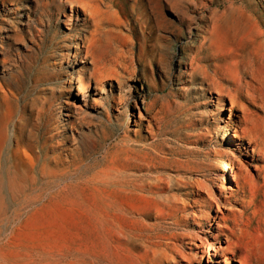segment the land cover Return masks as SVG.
Masks as SVG:
<instances>
[{"label": "rangeland", "instance_id": "374dc122", "mask_svg": "<svg viewBox=\"0 0 264 264\" xmlns=\"http://www.w3.org/2000/svg\"><path fill=\"white\" fill-rule=\"evenodd\" d=\"M46 2L49 5L42 8L39 0H0V89L8 96L5 103L0 99V119L8 136L2 170L14 161L20 133H32L30 141L39 156V164L29 168L19 191L3 196L0 264L99 263L107 247V229L121 227L124 233H136L140 226L133 215L123 220L108 208L114 200L107 196L104 184L107 167L126 149L152 156L154 149L164 150L167 155L161 157H167L173 170H185L184 184L176 182L162 194L161 199L167 202L185 199L186 183L194 182L196 191L197 181L204 186L201 197L205 199H241L242 191L230 194L222 188L220 164L223 155L229 153L228 183L237 189L234 174L240 172L242 163L245 180L242 178L240 185L247 191L251 210L264 223V159L257 151L251 154L248 139L241 141L244 148L240 151L230 145L238 135V119L256 123L264 131V0H143L137 13L142 15L140 23L149 36L147 40L157 43V47L143 55L135 75L124 74L120 79L119 86L125 87L121 95L133 86L131 100L139 108L129 107V127L128 109L121 119L116 118L121 95L115 81L107 83L101 95L94 96L91 91L80 109L63 112V118L58 119V107L68 103L71 91L72 66L62 56L68 51L69 37L74 38L85 25L75 19L64 24L58 14L61 4ZM233 10L241 13L245 26L241 34L228 39V48L238 56L234 61L238 77L258 88L257 102L239 101L242 92L233 85L235 74H230L231 80L222 76L225 69L220 55L225 48H220L214 27ZM160 22L168 24L166 31L149 29ZM256 24H260L262 36L253 43H241L239 39ZM73 83L71 97L78 98L76 79ZM228 91L236 103L232 104ZM93 98L102 106L95 107ZM33 105L41 110L39 119L32 118ZM150 118L151 134L146 120ZM159 159L155 158L156 162ZM45 163L49 167L43 171ZM157 164L164 167L160 161ZM166 180L168 173L159 169L152 175L142 174L138 182L149 186ZM123 204L135 211L147 205L137 197L124 198ZM215 209L210 212L204 206L210 216L215 215ZM197 221L202 225L195 226L193 218L186 215L179 220L176 232L191 235L193 240L185 239L184 247L188 246L187 252L191 247L201 257L203 251H208L204 244L208 225ZM166 226L165 233L170 234L173 225ZM247 237L264 264V224L260 232L249 230ZM120 241L122 250L115 257L130 262L129 253L123 250L126 242L123 238ZM222 244L225 246L224 241ZM207 261L205 256L198 264Z\"/></svg>", "mask_w": 264, "mask_h": 264}, {"label": "bare ground", "instance_id": "6f19581e", "mask_svg": "<svg viewBox=\"0 0 264 264\" xmlns=\"http://www.w3.org/2000/svg\"><path fill=\"white\" fill-rule=\"evenodd\" d=\"M52 2L61 4L58 14L63 18L64 24L75 19L80 21L81 25H85V29L77 31L74 38L69 37L71 41L68 51L62 56L72 66L69 85L72 91L73 79H76V94L78 95V98L76 96L71 97L70 91L68 103L66 105L62 103L58 107L57 117L62 119L63 112L67 113L72 110L76 112L78 108L80 109L81 105L88 100V94L91 91L95 93L94 96L101 95L105 92L107 83L111 84L115 81L119 86L120 79L124 74L135 75L137 73L136 64H140L143 55L148 51L154 52L157 43L147 40L149 36L145 35L144 28L140 23L142 15L137 13V10L140 5L142 6L143 0H112L110 3H107L106 0H52ZM48 5L49 3L46 0H39L40 7L46 8ZM259 25L256 24L252 28L250 27L245 37L239 39L240 42L253 43L258 36L261 37L262 33ZM244 26L241 13L233 10L223 15V20L214 27V31L215 35L221 40L220 48H225V52L220 55L223 69H225L222 71V76L231 80L230 74L232 72L235 74L232 79L233 85L242 92L237 97L239 101L242 102L243 99H249L257 102L259 101L258 88L238 77V71L234 67V61L238 56L232 49L228 48V39L235 38L238 34H241ZM167 27L168 24L166 22H160L149 29L153 32L157 29L166 31ZM148 42L151 44L148 45ZM132 87L129 85L127 91L121 95L125 87L119 86L121 96L117 103L119 106L116 115L117 119H121L127 109L129 110L128 127L131 125L130 106L134 110H139L137 102L133 103L131 100L130 91ZM1 89L0 99L5 103L8 96ZM228 95L233 98L229 91ZM234 103H236L235 97L232 99V104ZM92 104L95 107L102 106V102L95 98H93ZM31 114L32 118L39 119L41 110H39L38 105H33ZM261 119H264V116ZM146 120L147 132L151 134L153 121L151 118ZM64 121L66 120L64 119ZM238 122L239 127L237 129L239 131H236L238 135H234V140H230V145L235 150L240 151V149L244 148L241 141L248 139V150L251 149V154L254 155L255 151H257L259 157L264 159V131L256 123L239 119ZM135 131L137 132V130ZM226 131L228 132L229 129L227 128ZM31 134L29 130L28 134L20 133L16 139L12 157L14 161L4 171L2 170L1 159L8 136L0 119V205L3 203L4 194L19 191L26 179L29 168L39 164V156L30 141ZM154 152V156H152L149 152L126 149L121 151L118 159L107 167L104 181L105 192L108 197L114 200V204L108 208L113 209L115 216L123 217V220L129 215H133L140 227L137 226L139 230L136 233H124L121 227L115 228L114 231L107 229V247L103 253V260L99 263L95 260L96 262L93 261L90 264H147L148 261L149 264H198V261L205 256L208 259V264H263L258 249L251 245L247 237L251 229L254 230L256 228L260 232L264 223L256 211L251 210V204L247 201V191L240 185L242 178L245 180L243 164L241 163L240 172L234 174L236 190L228 183L230 172L229 153L223 155L220 164V172L223 174L222 182L224 184L222 188L224 190L227 188L231 192L230 194L242 191L243 196L238 201H233L230 198L222 200L205 199L201 197V188L204 186L197 181L195 183L196 191L195 187H193L194 182L186 183L188 192L185 195V199H174L172 202H167L165 199H161L162 194H164L165 190L171 189L176 182L184 184L186 172L183 168L176 170L171 168L172 166L168 163L167 157H161L167 155L166 151L156 148ZM248 153L249 151H247ZM159 156L160 159L156 162L155 158ZM159 161L164 164V167L160 168V165L157 164ZM48 167L49 165L45 163L42 165V170L46 171ZM159 169H163L168 173V180L149 186L138 182L142 174L144 176L152 175ZM262 178L264 181V176ZM129 197H137L144 200L147 204L146 208L140 211L128 210L123 204V199ZM204 206H207L210 212L213 207H216L215 215H207ZM223 210H226V213ZM188 214L193 218L195 226L202 225V223L197 221L198 219L203 220V224L208 225V230L204 232V234H207L204 237V244L208 247V251H203L201 257H198L191 247L188 248V252L186 250L188 246L184 247L183 241L185 239L193 240L191 235L183 236L176 232L179 220L181 221ZM149 218L153 220L146 222ZM168 224L173 225V231L170 234L165 233L167 230L166 225ZM210 228L213 231H210ZM113 235L116 236V239L113 238ZM122 238L126 242L124 244L125 249L122 248L129 253L130 262H121L119 258L115 257L119 255L118 252L121 249L120 240ZM223 241L225 246L222 244ZM138 249L141 250L139 253L137 252Z\"/></svg>", "mask_w": 264, "mask_h": 264}]
</instances>
